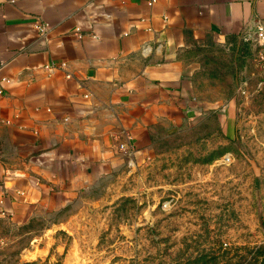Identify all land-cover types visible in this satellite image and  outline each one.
Returning <instances> with one entry per match:
<instances>
[{"label": "crops", "instance_id": "obj_1", "mask_svg": "<svg viewBox=\"0 0 264 264\" xmlns=\"http://www.w3.org/2000/svg\"><path fill=\"white\" fill-rule=\"evenodd\" d=\"M259 19L264 0H0V219L26 223L149 156L200 108L193 48L250 51Z\"/></svg>", "mask_w": 264, "mask_h": 264}, {"label": "rangeland", "instance_id": "obj_2", "mask_svg": "<svg viewBox=\"0 0 264 264\" xmlns=\"http://www.w3.org/2000/svg\"><path fill=\"white\" fill-rule=\"evenodd\" d=\"M187 61L196 116L69 204L0 219V264H264V66L215 42Z\"/></svg>", "mask_w": 264, "mask_h": 264}, {"label": "built area", "instance_id": "obj_3", "mask_svg": "<svg viewBox=\"0 0 264 264\" xmlns=\"http://www.w3.org/2000/svg\"><path fill=\"white\" fill-rule=\"evenodd\" d=\"M40 29L43 30L44 26ZM242 41L252 47L257 61L264 66V19L257 20L252 28L244 31Z\"/></svg>", "mask_w": 264, "mask_h": 264}, {"label": "trees", "instance_id": "obj_4", "mask_svg": "<svg viewBox=\"0 0 264 264\" xmlns=\"http://www.w3.org/2000/svg\"><path fill=\"white\" fill-rule=\"evenodd\" d=\"M243 48H244L245 50H247V49H248L246 45H245V46H243ZM247 51H249V50H247Z\"/></svg>", "mask_w": 264, "mask_h": 264}, {"label": "water", "instance_id": "obj_5", "mask_svg": "<svg viewBox=\"0 0 264 264\" xmlns=\"http://www.w3.org/2000/svg\"><path fill=\"white\" fill-rule=\"evenodd\" d=\"M255 168V170H256V167H254Z\"/></svg>", "mask_w": 264, "mask_h": 264}]
</instances>
